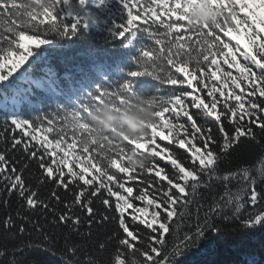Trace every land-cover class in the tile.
<instances>
[{"label": "snow or ice", "instance_id": "1", "mask_svg": "<svg viewBox=\"0 0 264 264\" xmlns=\"http://www.w3.org/2000/svg\"><path fill=\"white\" fill-rule=\"evenodd\" d=\"M196 5L211 10V23L190 18ZM0 17L6 21L0 26V81L16 73L34 48L94 25L137 53L127 79L98 85L74 108L4 121L0 192L16 196L21 209L0 221L15 239L10 251L0 249V257L11 256L6 264H25L29 251L51 252L57 244L52 229L66 230L56 248L61 264H177L209 231L221 232L214 216L238 219L244 231L264 228V0H0ZM141 77L171 87L165 95L161 87L141 95L134 92ZM142 97L155 114L147 135L132 139L113 130L99 136L88 120L104 102L118 110ZM165 113L170 118L161 124ZM158 137L168 143L161 146ZM248 144L260 148L251 164L239 159ZM18 148L25 154L19 168L11 156ZM133 153L150 155L151 165L131 167ZM160 160L168 163L160 167ZM33 161L41 170L38 184L52 186L47 197L24 179ZM154 169L151 178L144 175ZM216 184L223 191L212 197L202 221L197 209L195 229L179 235L174 217L182 222L201 190ZM58 189L71 200H62ZM0 203L8 206L9 200ZM104 222L115 227L96 244L103 252L111 241L114 259L85 254L93 225Z\"/></svg>", "mask_w": 264, "mask_h": 264}, {"label": "trees", "instance_id": "2", "mask_svg": "<svg viewBox=\"0 0 264 264\" xmlns=\"http://www.w3.org/2000/svg\"><path fill=\"white\" fill-rule=\"evenodd\" d=\"M4 23H6L5 19L0 17V26ZM107 37L108 34L104 28L94 25L74 37L60 38L34 48L32 56L16 73L0 81V129L3 128L4 121L8 119L33 120L55 112L58 107L74 108L81 97L87 96L89 92L94 93L98 85L109 87L107 81L127 79V72L136 70L132 63V58L137 54L136 50L113 43ZM159 87L162 89L159 94L165 95L166 88L171 86H160L150 77H141L135 82L134 92L148 96L157 94L156 89ZM168 118H170L169 114L165 113L160 123L163 124ZM165 134H167L166 129ZM45 135L43 131L37 132L38 138L42 139ZM157 139L161 146L168 143L159 141V137ZM32 143L36 142L32 141ZM3 147L4 145L0 144V149ZM77 151H79V146H77ZM239 151V159L251 164L257 160L260 148L259 144H248ZM24 155L23 150L19 148L11 153L12 160L18 168L24 163ZM167 163L165 160H160L159 166L164 167ZM235 163L236 161L233 167ZM40 171L33 161L29 163L23 176L31 186L38 187L39 194L43 198L50 195L52 186L47 183L38 184ZM144 175L151 178L155 175V169L152 173ZM134 183L139 186V180ZM57 191L62 200H71V196L63 189ZM201 191V197L190 206L187 210L189 214L182 222L179 217H174L173 228L179 224V235L181 236L195 229L197 209H199L202 221L212 197L222 193L223 186L216 184L212 189ZM4 199H8L9 204L4 206L0 203V221L7 215L14 216L17 210H21L20 201L16 196L9 197L7 193L0 192V202ZM59 207L62 209L63 205ZM249 210L254 211L255 209L249 206ZM30 215L33 219L38 218L41 221L44 219L39 213ZM212 222L220 227L221 232L209 231L193 247L176 258L177 264H264V228L244 231L240 220L222 219L219 216H214ZM114 227V223L108 222H104L102 226L93 225V238L86 243L85 254L91 253L94 256L101 255L104 258L114 259L116 250L111 241L106 244L103 252L99 251L96 244L97 241L106 240ZM51 231L57 236L56 248H62L66 230L52 229ZM81 231H88V225L82 226ZM24 238H28L26 234ZM14 242L15 239L10 238L0 226V249L7 248L10 251ZM56 248L51 252L29 251L24 257L25 264H61L62 254ZM10 259V255L0 257V264H6V261Z\"/></svg>", "mask_w": 264, "mask_h": 264}, {"label": "clouds", "instance_id": "3", "mask_svg": "<svg viewBox=\"0 0 264 264\" xmlns=\"http://www.w3.org/2000/svg\"><path fill=\"white\" fill-rule=\"evenodd\" d=\"M190 18L195 22L211 23L214 16L206 5H196L190 12ZM88 120L99 136L113 132L136 139L147 135V125L154 122V108L148 100L141 98L131 106L123 105L118 110L109 102L90 112ZM133 168L146 169L151 165V157L145 153H133L128 161Z\"/></svg>", "mask_w": 264, "mask_h": 264}]
</instances>
